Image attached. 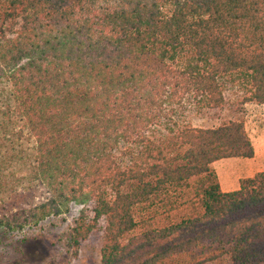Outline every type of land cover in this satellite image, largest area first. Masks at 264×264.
Instances as JSON below:
<instances>
[{
	"label": "trees",
	"instance_id": "obj_1",
	"mask_svg": "<svg viewBox=\"0 0 264 264\" xmlns=\"http://www.w3.org/2000/svg\"><path fill=\"white\" fill-rule=\"evenodd\" d=\"M0 93V232L76 203L71 258L264 264V170L212 166L253 157L243 119L192 123L264 104V0H0Z\"/></svg>",
	"mask_w": 264,
	"mask_h": 264
},
{
	"label": "rangeland",
	"instance_id": "obj_2",
	"mask_svg": "<svg viewBox=\"0 0 264 264\" xmlns=\"http://www.w3.org/2000/svg\"><path fill=\"white\" fill-rule=\"evenodd\" d=\"M228 96L240 100L239 92H230ZM2 99L0 93V105H3ZM239 107L241 110L236 115L225 108L217 112L206 111L192 119L193 124L202 126H213L229 117L243 119L253 144V157L228 158L213 163L218 173L219 167L226 161H236L234 167L226 170L233 180L238 175L243 178L264 170V104L249 102ZM80 207L70 203L61 214L46 219L34 228L16 233L0 232V264H99L101 230L95 231L80 243L75 258H71L61 244V234L72 224Z\"/></svg>",
	"mask_w": 264,
	"mask_h": 264
},
{
	"label": "crops",
	"instance_id": "obj_3",
	"mask_svg": "<svg viewBox=\"0 0 264 264\" xmlns=\"http://www.w3.org/2000/svg\"><path fill=\"white\" fill-rule=\"evenodd\" d=\"M225 159H228V158H225ZM220 160H222V159H220ZM217 161H219V160H217ZM213 163H212V166H213ZM235 163H236V161H226L223 165H221L219 167L218 173L216 172V174L218 176L219 183H220V187L223 191L235 190L239 186V179L242 177L240 175H238V176H236L235 180H233V178L228 176V173H226L227 169L235 166Z\"/></svg>",
	"mask_w": 264,
	"mask_h": 264
}]
</instances>
